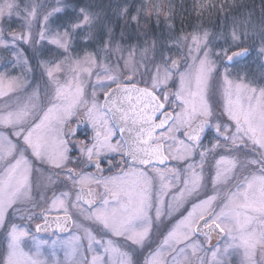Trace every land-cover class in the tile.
I'll use <instances>...</instances> for the list:
<instances>
[{"label": "snow or ice", "instance_id": "1", "mask_svg": "<svg viewBox=\"0 0 264 264\" xmlns=\"http://www.w3.org/2000/svg\"><path fill=\"white\" fill-rule=\"evenodd\" d=\"M153 13L171 20L147 2L130 19ZM97 20L78 0H0V48L33 73L0 76V264H264V86L230 72L264 58V29L258 46L234 24L157 57L154 39L105 42ZM40 42L63 59H38Z\"/></svg>", "mask_w": 264, "mask_h": 264}, {"label": "trees", "instance_id": "2", "mask_svg": "<svg viewBox=\"0 0 264 264\" xmlns=\"http://www.w3.org/2000/svg\"><path fill=\"white\" fill-rule=\"evenodd\" d=\"M76 2L77 0H69L72 6H75ZM78 2L80 7L88 9L98 17L97 24L92 29L93 33L103 32L105 42L111 37L115 43L124 46L142 45L145 40L154 39L157 41L158 50L161 51L159 45L172 44L178 37L205 30L219 37L221 33L230 32L234 24L238 30L246 28L249 38L246 39L245 46L253 43L258 46L259 32L264 29V0H225L221 3L225 5L223 11L219 10L221 4H214L216 8L200 15L194 10L192 2H186L179 5V10L172 14L171 20L160 16L159 26L153 14L149 18L142 14L139 25L131 21L130 17L141 8L143 0H78ZM125 4L129 6L128 15H118L120 6ZM169 23L174 25L171 30L168 28ZM49 25L55 29L59 28V23L50 22ZM98 47L100 38L96 37L94 45L81 44L74 54L94 52L99 49ZM48 49H41L42 56L52 60L56 53ZM163 51L171 52L168 48H164ZM261 64V59L253 54L246 60V70L256 75L264 70V65Z\"/></svg>", "mask_w": 264, "mask_h": 264}, {"label": "rangeland", "instance_id": "3", "mask_svg": "<svg viewBox=\"0 0 264 264\" xmlns=\"http://www.w3.org/2000/svg\"><path fill=\"white\" fill-rule=\"evenodd\" d=\"M224 1L225 0H199V3L204 4V5L209 4V3H211V4H221ZM49 2H51V0H49ZM145 2H147V4L149 6H151V5L160 6L162 13H167L168 15H170L172 17V14L175 11L179 10L178 7H179L180 4H182V3L184 4L186 2H192V4L194 5L197 2V0H143V4ZM209 11H210L209 9L205 8V10L202 13H209ZM153 15H154V18H156L154 13H153ZM161 17L165 18V16L163 14L161 15ZM49 28L52 29L53 31L56 30L55 28H53L50 25H49ZM10 30L11 31H16V32L22 31V28L20 27V21L13 22L11 24ZM36 31H38V28H36L34 26L33 32L35 33ZM35 46L36 45H33V44H23L22 45L23 49H27L28 50L24 54H25V56H28L30 60H31V52H32V50H33V48ZM39 47L41 49L49 48L48 50L49 51H53L54 53H56V56L53 57L52 60H50V58H46V57L42 56L43 52L41 50V53H37V58L38 59L45 60V61H48V60L56 61V60H59V59H63V57L60 56V50L56 49L55 46H53L51 44H47L46 42H40L39 43ZM98 48H100V47H98ZM86 53H91V52L84 51V52L79 53V54H74L73 53V55H79V56L82 57ZM164 53H165V55L170 56L172 59H177V60H181L182 59V48L181 47H172L171 52H165L164 51ZM155 54H156L157 57H159L160 51L158 50V47H157V50H156ZM260 59H261V63H262L261 65H264V58H260ZM31 62L34 63L35 61H31ZM0 76L6 77V78H8V77H18V78L26 80V81H31L33 79V73L31 71H29L28 68L26 66H24L23 64L15 63L12 53L8 52V51H5L2 48H0ZM63 78H64V76L62 75V77H61L62 81H63ZM247 82L252 83L250 81H247ZM258 85H260L259 82H258ZM170 166H171V164H170ZM37 211H39V210H37ZM17 222L19 223V221H17ZM36 222L40 223L41 221H35V222L32 223L31 228H32V231L34 233H35V223ZM47 233L48 232H45V233L40 232V233H36V235L38 236L39 239H42V240L56 239V236H53V235H50V234H47ZM69 234L70 233H61V234H58V236H60L62 239H64V238H67V236ZM1 244L2 245L0 247L4 246V241L3 240H1ZM57 257L59 259H64L63 250H59L57 252Z\"/></svg>", "mask_w": 264, "mask_h": 264}, {"label": "flooded vegetation", "instance_id": "4", "mask_svg": "<svg viewBox=\"0 0 264 264\" xmlns=\"http://www.w3.org/2000/svg\"><path fill=\"white\" fill-rule=\"evenodd\" d=\"M246 66H247L246 60L230 66L231 78L233 80H240V79L246 78V82L250 81L254 85H258V82H259L261 86H264V70L260 71L256 75L255 74L252 75L249 71L246 70L247 69ZM260 85H258V86H260ZM79 138L84 139L85 137L81 135ZM105 167H106V165H105ZM93 170L94 169H90V171H93ZM36 223H39V222H36ZM43 233H45V232H43ZM47 234L52 235V231H48ZM58 234H61V233L57 232V235ZM1 245L2 244H1V240H0V246ZM229 259L232 260V258H229ZM232 264H238V258L236 260H232Z\"/></svg>", "mask_w": 264, "mask_h": 264}, {"label": "water", "instance_id": "5", "mask_svg": "<svg viewBox=\"0 0 264 264\" xmlns=\"http://www.w3.org/2000/svg\"><path fill=\"white\" fill-rule=\"evenodd\" d=\"M41 223H42V222H41ZM54 227H55V226L53 225V229H54ZM49 231H52V230H49ZM58 233H60V232H58Z\"/></svg>", "mask_w": 264, "mask_h": 264}]
</instances>
